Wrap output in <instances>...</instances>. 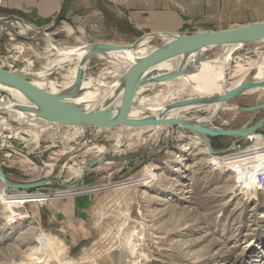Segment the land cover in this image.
Listing matches in <instances>:
<instances>
[{"label":"rangeland","instance_id":"obj_1","mask_svg":"<svg viewBox=\"0 0 264 264\" xmlns=\"http://www.w3.org/2000/svg\"><path fill=\"white\" fill-rule=\"evenodd\" d=\"M22 28L14 24L13 30L20 38L8 31L2 37L0 66L10 71H42L50 80L66 81L75 61L65 62L61 68L56 66L53 71L48 68L61 58L58 51L62 47L87 43L73 24L57 19L44 27H35L43 30L39 34L26 30L21 35ZM144 36L121 29L105 40L124 47L138 43ZM157 38L153 45L160 47L164 42ZM51 42L57 49L51 48ZM224 48L210 47L201 57L213 58ZM263 53L264 42L238 49L227 75L229 86L241 78L234 75L237 64L249 67ZM114 68L99 55L91 59L86 72L99 76L113 72ZM107 77V81L119 86L125 78L114 74ZM164 82L174 87L179 81ZM254 96L242 94L227 103L242 108L264 105V97ZM187 97L191 94L182 95ZM219 112L212 124L226 130L241 129L254 116L244 111ZM212 114L202 107L191 110L188 116L208 118ZM262 119L264 109L256 114L255 124ZM119 127L115 122L56 123L39 139L26 131L14 133L10 129L0 135V165L10 183L49 181L46 188L18 192L5 190L0 179V264H26L30 254L38 250L44 252V258L49 255L52 264H82L81 259L100 254L98 264H119L117 261L124 257L119 241L125 234L116 235V231L123 224L124 228L146 227L142 250L150 258L143 264H264V189L247 192L240 188L246 156L253 155V149L222 159L232 151L211 155L207 145L193 133L175 127L171 133L155 135L132 149L123 146L116 151ZM254 136L264 137V129ZM211 140L215 151H227L235 142L228 137ZM238 142L241 150L253 146ZM96 147H105L107 151L102 155ZM103 159L105 163L86 170L79 179L72 176L71 166L88 167ZM211 161L217 164L216 168ZM222 162L229 169L235 167L233 172L222 170ZM49 165H54V174L47 176ZM146 183L150 185L144 186ZM47 193L59 199L53 200ZM37 197L45 203L42 205ZM10 213L22 220L8 223ZM44 235L55 241V251L50 254L42 241ZM112 245L114 248L110 249ZM106 252H111V262ZM127 261L128 257L123 259L124 263Z\"/></svg>","mask_w":264,"mask_h":264},{"label":"bare ground","instance_id":"obj_2","mask_svg":"<svg viewBox=\"0 0 264 264\" xmlns=\"http://www.w3.org/2000/svg\"><path fill=\"white\" fill-rule=\"evenodd\" d=\"M21 27H23L22 31L20 32L21 35H24L26 33V30L35 32V29H33L29 25H24ZM157 37H146L139 41L136 46H124L127 47V49L109 52L107 57L105 58L108 59L115 67L113 72H107L106 74H101L99 76H89L86 72L81 88V94L76 102L84 105L88 109L108 107L111 105H120L125 92H120L121 86H119V84H116L112 81H107V76L110 74H114V77L119 75L126 76L141 59L161 48V46L158 47L153 45V42L156 38L162 40L164 42L162 46H164L168 42L173 40L175 36L159 35ZM257 42H264V40H260ZM86 45L87 44L84 43L82 46L62 47L58 51L61 58L59 60L51 62L48 68L49 71L55 70L54 68L56 66H59V68H61L62 64L65 62H76V66L71 71V76L66 79V81L63 80L64 82H60L58 80H50L49 75L45 74L42 71L41 73H35L28 69L20 71L26 74L35 75V79H32L30 81L36 87L43 89L51 94L58 95L66 90L74 88L78 68L85 58L86 54L88 53ZM246 45V43L222 45L225 46L224 51L218 56L209 59L201 57V55L208 48H210L206 47L190 54L188 57H185L183 54L177 55L157 66L159 70L168 71L173 74L181 69L183 62L186 60L187 72L174 79L175 81H179L178 84L174 87L172 86V84L164 82V80L160 78V75H157L155 79L149 80L144 86L141 87L134 98L132 107L129 111V118L138 121L154 120L157 122V124L146 127H135L120 124V132L117 135L116 143L114 145L116 151L122 149L123 146H126L128 149H132L135 145H139L152 140L155 135L159 136L163 132L171 133V131H173L172 129L175 127L181 128L188 133H193V136L198 141L205 143L206 136L204 134L189 130L188 126H184L183 124L174 125L167 122L180 121L197 124L212 123L213 118L219 111H241L240 107H238L237 105L228 104L227 102L197 105H185L184 103L196 99L211 100L223 96L228 92L237 89L247 83H264L263 53L261 54L259 60L250 63L249 67L237 64L233 68L234 75L240 76L241 78L235 83H231L232 85L229 86V80L227 78L228 71H230L229 69L232 68L233 61L236 57L238 49ZM20 47L22 48V46ZM51 48L57 49V45L51 42ZM46 86H50L51 88L49 89ZM157 86H159L158 89L151 93L150 90L153 88H157ZM3 92L4 89L0 86V135H2L5 130L10 129L14 133L17 131H26L39 139L43 133L47 132L53 127V125L56 124L55 121L43 118L38 113L37 108L31 105L27 98L20 92L15 90H9L6 94ZM185 93H190L191 97H187L185 99L182 98V95H184ZM244 94H255L254 97L257 98L264 97V87L249 89ZM18 107H22L26 112H21ZM202 107H205L207 108V110L212 111V116L208 118L188 116L191 110ZM212 127L213 129H219L213 126V124ZM146 133L150 134L145 137ZM254 137H256L254 136V134H250L247 139H251ZM36 138L35 141H37ZM256 138L258 144L264 143V137ZM96 149L98 153H101L102 155L107 151L105 147H96ZM48 167L49 169L47 170L46 174L47 176H50L53 173L54 165H49ZM231 168L232 169H229V171H233L235 167ZM70 169L72 171V176L79 179L87 170V164L79 167L71 166ZM148 185L150 184L146 183L144 186ZM47 196L53 200L59 199L57 195L52 193H47ZM37 199L42 205L45 203L40 197H37ZM16 218L17 217L15 216V214L10 213V215L7 217V222L13 223ZM124 225L125 224L118 228V230L116 231V235H120L122 232L125 234V238L119 241V243L120 246H122V255L124 256L123 259L128 257L129 261L124 263L123 259H121L117 262L119 264H143L144 262H147L150 257L142 250L147 237L146 227L142 225L141 227L124 228ZM42 241L47 248L48 254H50V252L55 249V241L46 235L43 236ZM111 241V244H113L114 238H112ZM113 248L114 246L112 245L110 249ZM40 253L39 250L33 252L32 254H30L29 258L26 259L28 260V262L24 263L52 264V259L49 255H45L46 258H44L42 256L44 252L42 253L40 251ZM106 253L107 254L105 255L111 262V252ZM100 256H102V254L93 257H85L81 259L83 261L82 264H87V262L89 264H98L97 261Z\"/></svg>","mask_w":264,"mask_h":264},{"label":"water","instance_id":"obj_3","mask_svg":"<svg viewBox=\"0 0 264 264\" xmlns=\"http://www.w3.org/2000/svg\"><path fill=\"white\" fill-rule=\"evenodd\" d=\"M65 18H62V21ZM20 24L21 26H31L35 29V32L39 34L42 29H37L35 26L28 24L21 17H0V41L5 32L8 31L13 35H16L13 30L14 24ZM47 29H45L46 31ZM20 38V35H16ZM146 37H157L155 34L145 35ZM143 38V39H144ZM260 40H264V22H257L249 24L247 26L222 30V31H198L187 35H176L173 40L166 45L159 48L157 51L141 59L125 76L122 80L120 92H125L123 100L120 105L99 107L88 109L82 104L76 102L81 94V88L84 80L86 70L89 62L96 56L107 57L109 52L119 51L121 49H127V47H121L105 43L88 42L86 43L88 53L81 62L77 76L75 80L74 88L66 90L58 95L51 94L43 89H40L33 85L30 80L35 79V75L26 74L22 71H10L0 66V86L4 89L3 93H7L9 90H15L24 95L29 103L35 106L38 113L46 119L55 121L56 123H68V124H99L104 122H115L121 125L146 127L157 124L154 120L138 121L129 118V111L132 107L133 101L139 90L149 80L155 79L157 75H160L162 80H172L187 72V62H183V65L176 73H170L168 71L159 70L157 66L161 63L169 60L177 55H184L188 57L190 54L197 52L206 47H215L229 44L238 43H254ZM134 44L133 46H136ZM49 79L50 76H49ZM264 87V83H247L237 89H234L227 94L211 99H196L185 105H197V104H216L225 103L230 100L241 96L247 90ZM19 110L25 113V109L18 107ZM264 109V105L242 108L243 112H251L254 116L251 118L249 125L243 126L238 130H226V129H213L212 123H187L180 121L167 122L169 124H183L188 126L189 130L197 133L204 134L205 144L212 154H221L231 151L233 145L227 151H215L212 148V138L228 137L233 138L235 142L243 140L249 137L250 134H256L260 130L264 129V119L255 124L256 114ZM166 123V122H165ZM234 142V143H235ZM233 143V144H234ZM105 163V159L90 163L87 170L92 169L98 164ZM0 179L3 182L5 190L18 191V192H30L46 188L49 185V181H43L33 184H13L7 179V175L0 165ZM64 186V185H61ZM69 187V186H66Z\"/></svg>","mask_w":264,"mask_h":264},{"label":"crops","instance_id":"obj_4","mask_svg":"<svg viewBox=\"0 0 264 264\" xmlns=\"http://www.w3.org/2000/svg\"><path fill=\"white\" fill-rule=\"evenodd\" d=\"M0 17L35 27L65 18L87 43L110 44L121 29L176 36L264 22V0H0Z\"/></svg>","mask_w":264,"mask_h":264},{"label":"built area","instance_id":"obj_5","mask_svg":"<svg viewBox=\"0 0 264 264\" xmlns=\"http://www.w3.org/2000/svg\"><path fill=\"white\" fill-rule=\"evenodd\" d=\"M259 134L261 135V133ZM242 141L246 143L247 142L252 143L253 146L251 148L241 150L239 149L240 148L239 142L238 141L235 143L233 142L234 144L232 143L233 147L231 149L232 154L231 153L225 154L224 156H221V157L222 159H224V158H228L229 156L233 154H236V153L244 154V152H246L247 150L253 149V151L251 152L253 153V155L246 156L247 163L243 166V170H242L243 171V177H242L243 182L240 188L243 191H247V192L261 191L264 189V145H256V142H257L256 137L251 138V139L246 138V139H243ZM213 162L214 161H211V164L214 166V168H216L217 164H214ZM221 169L224 171L229 170V167L226 165V162L225 164H223V162L221 163ZM15 220H22V219L19 218Z\"/></svg>","mask_w":264,"mask_h":264}]
</instances>
